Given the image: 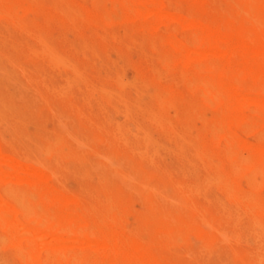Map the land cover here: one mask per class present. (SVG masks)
I'll use <instances>...</instances> for the list:
<instances>
[{
	"label": "rangeland",
	"instance_id": "374dc122",
	"mask_svg": "<svg viewBox=\"0 0 264 264\" xmlns=\"http://www.w3.org/2000/svg\"><path fill=\"white\" fill-rule=\"evenodd\" d=\"M263 43L264 0H0V264H264Z\"/></svg>",
	"mask_w": 264,
	"mask_h": 264
},
{
	"label": "bare ground",
	"instance_id": "6f19581e",
	"mask_svg": "<svg viewBox=\"0 0 264 264\" xmlns=\"http://www.w3.org/2000/svg\"><path fill=\"white\" fill-rule=\"evenodd\" d=\"M182 21V20H181ZM184 23V22H183ZM182 23V24H183ZM185 23H187L186 21H185ZM134 42V41H133ZM264 44V43H263ZM190 57V56H189ZM222 57V56H221ZM66 65V64H65ZM241 72V71H240ZM207 77V76H206ZM222 82V81H221ZM219 84H220V82H218ZM236 83V82H235ZM208 85V84H207ZM207 87V86H206ZM238 87V86H237ZM232 89H233V87H232ZM232 89L230 88V91H232ZM229 97V96H228ZM233 99V98H232ZM231 102H232V100H231ZM234 107V106H233ZM230 110V109H229ZM228 112V111H227ZM226 112V113H227ZM230 112V111H229ZM226 113H225V115H226ZM225 115H224V117H225ZM11 116V115H10ZM223 117V116H222ZM227 118H229L228 116H227ZM219 119V118H218ZM216 120H217V117H216ZM230 132V131H229ZM32 138V137H31ZM35 138V137H34ZM225 138V137H224ZM34 140V139H33ZM230 140V139H229ZM233 140V139H232ZM30 142H31V140H30ZM121 142H123V145H126V143H124V141H122L121 140ZM80 143V142H79ZM228 142H226V144H227ZM233 143V142H232ZM229 144V143H228ZM81 146H83L82 144H80ZM146 146V145H145ZM230 146V145H229ZM256 146V145H255ZM55 147V146H54ZM254 147V146H253ZM104 158V157H103ZM105 159V158H104ZM149 159V158H148ZM82 160V159H81ZM106 160V159H105ZM151 159H149V161H150ZM84 161V160H83ZM61 163V162H60ZM109 167V166H108ZM16 181V180H15ZM220 186V185H219ZM5 188V187H4ZM225 189V191L227 192V189H226V186L225 185H223V187H222V189ZM149 189H151V188H149ZM174 189V188H173ZM176 189V188H175ZM178 189V188H177ZM223 189V190H224ZM152 190V189H151ZM12 191V190H11ZM220 191V190H219ZM225 191H223V192H225ZM228 193V192H227ZM8 196H10V199H12V200H14L16 203H18L19 204V206H20V208L22 209V210H24L23 212H26L25 210H27V212L26 213H24V214H26L27 215V213L29 212V207H28V205H26L27 204V201H21V199L19 198V197H17V194L16 193H14V192H9L8 191ZM225 194V193H224ZM9 198V197H8ZM31 199V198H30ZM1 199H0V204H1ZM6 202V201H5ZM26 202V203H25ZM30 204V203H29ZM1 205H3V204H1ZM7 206V205H6ZM5 210H6V208L5 207H3ZM9 209V208H8ZM7 209V210H8ZM10 210V209H9ZM30 211H31V208H30ZM33 211V210H32ZM5 212V211H4ZM30 213V212H29ZM2 214V213H1ZM5 215H7L6 214V212L4 213ZM3 216V215H2ZM9 216V215H8ZM11 216V215H10ZM9 216V217H10ZM5 217V216H4ZM6 220V219H5ZM8 220V219H7ZM10 221V220H9ZM211 227V226H210ZM9 230V229H8ZM62 231V230H61ZM28 232V231H27ZM32 232V231H31ZM60 232V231H59ZM253 232V231H252ZM62 233V232H61ZM59 234V233H58ZM31 235V234H30ZM33 235V234H32ZM58 236V235H57ZM59 237H61V236H59ZM59 237H58V239H59ZM33 238V237H32ZM2 240V239H1ZM79 240V239H78ZM17 242V241H16ZM76 242V241H75ZM79 242V241H78ZM19 243V242H18ZM33 243V242H32ZM112 243V242H111ZM114 243V242H113ZM20 244V243H19ZM27 244H29L28 243V241H27ZM86 244V243H85ZM133 245V244H132ZM30 246V245H29ZM90 246V245H89ZM91 246H93V245H91ZM135 248V247H134ZM31 249H33V248H31ZM18 251V250H17ZM32 252H33V250H31ZM132 252H133V249H132ZM17 254V253H16ZM21 255V254H20ZM36 255V254H35ZM34 255V256H35ZM32 255H31V253H28V256L26 257L27 258V260L28 261H30L31 262V260H32V257H31ZM21 257V256H20ZM62 257V256H61ZM19 258V257H18ZM35 258H36V256H35ZM50 258V257H49ZM21 259H22V257H21ZM24 259V258H23ZM73 260H74V258H73ZM22 261V260H21ZM24 263V262H23ZM45 264V263H44ZM72 264H74V263H72Z\"/></svg>",
	"mask_w": 264,
	"mask_h": 264
}]
</instances>
